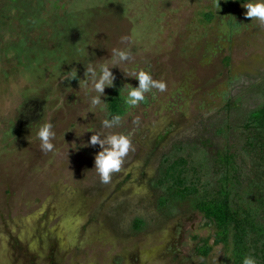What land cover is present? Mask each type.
Masks as SVG:
<instances>
[{
  "label": "rangeland",
  "instance_id": "1",
  "mask_svg": "<svg viewBox=\"0 0 264 264\" xmlns=\"http://www.w3.org/2000/svg\"><path fill=\"white\" fill-rule=\"evenodd\" d=\"M248 2L0 0V264L226 262L214 224L192 197L170 199L159 179L166 157L184 156L215 189L208 166L225 143L250 169L244 123L264 105V24L246 16ZM113 48L134 59L112 69L106 102L114 89L138 86L125 72L150 70L168 89L106 129L110 112L91 107L97 93L84 79L89 64L110 63ZM71 70L78 79L67 81ZM22 111L29 123L20 128ZM46 121L56 132L48 153L36 136ZM95 132L132 140L108 184L94 169ZM205 240L207 257L198 252Z\"/></svg>",
  "mask_w": 264,
  "mask_h": 264
},
{
  "label": "trees",
  "instance_id": "2",
  "mask_svg": "<svg viewBox=\"0 0 264 264\" xmlns=\"http://www.w3.org/2000/svg\"><path fill=\"white\" fill-rule=\"evenodd\" d=\"M205 17L210 21L213 14L206 13ZM229 23L232 28L240 25L234 18H230ZM121 90L116 88L109 96L108 110L113 115L124 116L128 111L120 96ZM25 114L22 111L17 127L28 125V120L23 121ZM244 128L246 142L242 153L253 157L251 167L246 173L241 171L233 146L225 143L210 157L214 167L208 166L207 175L217 174L215 189H210L209 180L201 181V171L197 169L201 166L191 164L184 156L166 157L160 170L159 183L170 192V199L178 201L192 197L195 208L214 224V244H221L226 250L224 264H242L244 256H252L257 264H264V105L248 115ZM219 132L226 133L223 128ZM201 186L206 188L201 191ZM212 250L209 240L198 247L199 254L204 257Z\"/></svg>",
  "mask_w": 264,
  "mask_h": 264
},
{
  "label": "clouds",
  "instance_id": "3",
  "mask_svg": "<svg viewBox=\"0 0 264 264\" xmlns=\"http://www.w3.org/2000/svg\"><path fill=\"white\" fill-rule=\"evenodd\" d=\"M247 9L246 16L253 20L264 24V0H249L244 5ZM128 37H123L122 42H127ZM134 59L130 49L113 48L111 50L110 63L106 62L99 65L89 64L86 66L84 79L90 81L92 89L97 95L91 98V107L99 108L101 111H108L110 103L106 102L105 89L114 86L115 76L112 69L119 67V64L130 62ZM127 76L135 78L139 81L138 86L127 84L121 90L120 96L128 109L138 107L142 102H146L148 94L152 98H156L153 90L164 93L168 89V84L165 80H157L153 78L150 70L141 69L127 73ZM78 79V71H68L65 80L72 81ZM126 90V95L123 92ZM110 119L103 120V127L112 129L120 126L122 116L119 114H111ZM36 136L40 141V149L44 153L53 152L55 145L52 141L56 138L54 125L50 121L42 123L36 132ZM90 144L92 146L99 145L101 151L95 156V170L97 171L100 180L104 184L111 182L112 174L119 172L124 163V159L132 149V140L130 135L124 133H108L95 132L91 136ZM148 257H142V260H147ZM242 264H257V261L252 256H244Z\"/></svg>",
  "mask_w": 264,
  "mask_h": 264
}]
</instances>
